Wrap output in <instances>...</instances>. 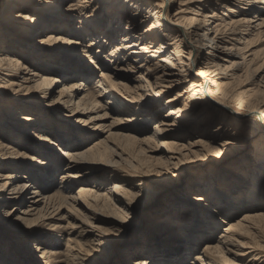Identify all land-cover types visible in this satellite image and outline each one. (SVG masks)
<instances>
[{
    "label": "bare ground",
    "instance_id": "obj_1",
    "mask_svg": "<svg viewBox=\"0 0 264 264\" xmlns=\"http://www.w3.org/2000/svg\"><path fill=\"white\" fill-rule=\"evenodd\" d=\"M67 2L0 0V118L14 121L12 126L3 125L11 136L0 135V169L10 170L0 173V208L29 203L20 212L26 215L24 221L57 220L58 228L76 238L69 240L68 264H87L98 256L97 248L110 244L105 233L91 232L97 228L98 214L106 209L126 214L137 188L156 195L148 182L105 177L100 164L123 166L131 175L149 163L166 166L161 177L180 168L181 174L171 178L176 181H167L160 194L183 183L187 168H194L198 173L181 186L173 212L161 205L154 209L157 218L168 222L164 228L153 222L150 228L158 235L160 227L170 231L166 237L156 234L151 251L161 259L157 264H184L186 253L197 251L203 240V252L190 264H259L264 251L247 240L248 235L261 238L264 178L254 175L245 195L240 174L246 172L251 145L253 158L264 157V66L249 84L240 73L243 66L253 67L259 60V54L248 48L250 38L264 42V0H77L70 6ZM42 32L47 37L39 39ZM37 56L58 63L33 62ZM59 84L62 89L55 96ZM175 90L179 91L165 100ZM59 109L95 114L89 121L103 134L79 148L94 138L92 130L69 125L57 115ZM105 119L113 120L109 131L98 123ZM121 125H127L125 131H116ZM58 137L64 138L60 155L65 162L54 156ZM33 157L37 163L27 166L24 162L35 161ZM187 158L193 159L183 163ZM210 166L209 181H193ZM59 170L64 171L62 193L38 187L54 186L53 174ZM218 178L225 185L217 188ZM75 186L76 192L69 193ZM29 188L33 192L27 200ZM66 205L71 209L64 214ZM242 210L246 212L235 220ZM177 211L181 217L173 219ZM189 213L194 218L186 222ZM221 219L226 226L215 241ZM175 225L180 227L172 232ZM92 234L97 240L89 243ZM8 244L0 247L5 257L11 255ZM83 244L97 247L84 249ZM60 254L45 248L42 256L51 262ZM248 255L249 260L244 257L240 262L239 257Z\"/></svg>",
    "mask_w": 264,
    "mask_h": 264
},
{
    "label": "rangeland",
    "instance_id": "obj_2",
    "mask_svg": "<svg viewBox=\"0 0 264 264\" xmlns=\"http://www.w3.org/2000/svg\"><path fill=\"white\" fill-rule=\"evenodd\" d=\"M75 4L77 3V0H68L67 2V6H70L71 4ZM260 7H262V5H260ZM174 12V11H173ZM26 12H23V14ZM30 13H28L29 15ZM251 16H254V14ZM152 19L149 20V22L147 23L146 26H144L143 30H146L148 28V26L151 24ZM74 26V25H73ZM77 26H79V23L77 24ZM37 37L40 38H46L47 34L46 33H41L39 34ZM250 40H252V44L249 46L248 49H252L253 52L259 54V60L258 62L253 65V67L250 66H243V72H241L240 74L243 75L242 77V81H244L245 83L249 84L251 79L253 78L254 74L256 73V70H258V68H260L261 66H264V42H262L260 39H256V38H250ZM264 40V39H263ZM169 42V41H168ZM88 42H85V44H87ZM243 46H241L240 48H242ZM206 52V51H205ZM244 51H242L243 54ZM206 55H203V58ZM64 57V56H63ZM61 57V58H63ZM67 58V57H66ZM49 59L47 58H43V59H39V56L36 57V60H34L33 62H41L42 64L50 62L52 64H57L58 62L55 60L50 59L49 61H47ZM155 61V60H154ZM204 61V60H203ZM90 61L87 60V63ZM263 64V65H262ZM38 66V65H37ZM70 66V65H69ZM99 71L97 70L96 76H99ZM96 76L94 77V82H96ZM249 88V87H247ZM62 89V84H59L55 87V96L58 94V92ZM181 90V88L179 89ZM179 90H175L172 93H170L165 100L172 98ZM16 91H18L16 89ZM57 92V93H56ZM183 100H181V104H182ZM156 110H159L160 107L158 106L157 108H155ZM74 109H70L67 112H64L63 110H57L56 112L57 115L62 116L60 117L61 119L65 118L64 120H66V122L71 125L74 126L77 130H84L86 128L91 129L92 131V135L91 137H94L93 139H91L90 141H88L86 144L80 146L79 148H84L89 146V144H91L99 135L100 133L103 134L102 130H98V129H94L95 124L94 123H90L89 118L93 117L95 114L90 115H80L79 113H74L73 112ZM167 110L165 109L161 114H166ZM104 112H102L101 114H103ZM2 111H0V116H2ZM48 119V117H47ZM6 119L0 118V135L4 136L5 138L11 136V132L7 133L8 131H6L5 126L3 127L4 124L8 125V126H12L11 124H13V120H8V123H5L3 121H5ZM113 122L112 119H105V121H99L98 123L101 125V123L105 124L107 126L106 131H109L108 129H111V123ZM54 121L51 120V124H53ZM87 123V124H86ZM48 124V122H47ZM46 124V129L50 128V125ZM56 124H59L58 122H56ZM125 126L127 125H121V127H119V129H117L116 131H125L122 128H125ZM154 124H150L149 128H153ZM192 127V126H191ZM5 131H4V130ZM17 131H19L18 133H20L21 129L17 128ZM101 131V132H100ZM105 131V132H106ZM49 132V131H46ZM99 132V133H98ZM193 134H196L192 131ZM107 135V134H106ZM64 136V134H63ZM96 136V137H95ZM200 136V133L199 135ZM194 138V137H193ZM59 139V143H57V147H56V153L54 154V156L57 158V161L60 159L62 160V162H65L66 159H64L62 157V155H60V153H62L61 149H63V142H64V138L63 137H58ZM3 143H10V141L4 139L2 140ZM24 142L28 143V144H32L31 141L24 139ZM115 143H122V145H126V141L123 140H114ZM254 144V142H253ZM18 149H22L20 146L17 147ZM61 151V152H60ZM254 147L253 145H251V148L247 151V155L251 157L248 158V162H247V167L245 169V173L244 174H240L242 176V178L240 179V181L242 183H244L243 185H245L244 187V194L246 195L248 192V189H250V187H252L251 185V181L253 182V178L254 175L255 176H262L264 178V157H261V155H257V158H253L252 154L254 155ZM66 153V152H64ZM28 156H34L36 159L40 160V158L37 156H35L34 154H28ZM33 157V158H34ZM23 158V157H22ZM34 158V159H35ZM116 158V157H115ZM259 158V159H258ZM263 158V159H262ZM31 160L33 162H28V161H23L25 164H27V166L36 164L37 160ZM193 158H187L183 160V163L186 162H190ZM70 160V158H69ZM217 161V160H215ZM262 161V163H261ZM22 165L21 168H24V166L26 165ZM100 163H97L96 165H99ZM101 170L105 172V177L110 178L111 176H115V175H119L121 177H123L126 182L128 183H132V184H136L138 183V179L148 182L153 190V193H156V195H152V192L149 193H140L135 189V191L133 190V192L136 194L135 196V200H133V205H132V209L130 210H126V214L123 213H119L116 211H112V210H104L102 212H100L98 214L99 216V220L98 221H94V226H96L97 228H95L96 230L91 229V232L94 233L96 235L99 236V233H105L107 235L108 240H106L107 242H110V244L107 245V247H103V249L101 250L100 248L96 250L97 255L95 259L90 260L87 264H143V262H147L150 264H157L160 263L161 259L158 258V256H156V253H153L151 250L153 249V245H155L156 242V234L157 236H164L165 234L170 233V231H164V227H166L165 223L168 221L161 220L162 218H157V214L155 213L154 209L156 207H158L159 205H161L162 209H169L170 212L172 211V204L174 203H178L177 201L179 200V191L181 186L183 185V183L187 180H191L192 179V174L194 173H198L196 170H194V168H187L186 172L183 174L182 180L183 183L176 184V187L170 188L169 191H167L166 193H158V191H161L164 189V186L167 185V181L171 180L173 182H175L176 180L171 179L174 175H176L177 177L181 174L182 170L179 168L177 171H174L173 175L170 176H166V177H161L160 171L162 170V168H165L166 166H161V167H156V165L149 163L147 166L143 167L144 169L139 170V171H135L136 173H133V175H131L130 173H127V169H124V167H114V166H108V165H99ZM212 166V165H211ZM211 166L208 167H204L206 169H204V172L202 175L199 176H193L195 177V179L193 181H199L198 183H204V180L209 179L208 178V174L210 173V169ZM194 170V171H193ZM10 170L9 169H0V173L2 174H6L8 173ZM64 173L63 170H59L57 172H55L53 174V185L54 186H50L51 183H46L44 184L43 181L39 180V179H35L33 177H30L32 181L36 182H42L44 185H38V187H43L45 188V191H51V192H61V187H60V182H61V178H62V174ZM207 173V174H206ZM42 177V176H40ZM249 177V178H248ZM24 181H27V179H23ZM249 180V181H248ZM209 181V180H207ZM92 182V181H91ZM217 182L220 183L218 187H222L223 185H225L219 178L217 179ZM264 182V181H262ZM261 182V184H262ZM17 183V182H16ZM15 183V184H16ZM250 185V186H249ZM50 186V187H49ZM264 185H262L263 187ZM35 188V186H34ZM78 188V186H75L74 188H72L70 191H68L69 193L73 194V192H76V189ZM106 188V186L102 187ZM201 191H197L196 195L200 194L198 192H202ZM225 190H222V192H224ZM32 188H29L28 192L26 193V197L27 200H30L28 198H30V196H32ZM177 192V193H176ZM62 193V192H61ZM139 193V195H138ZM243 194V195H244ZM169 195V196H168ZM244 195V196H245ZM165 197V198H164ZM29 203H26L25 205H18L17 207L13 208V207H8V208H0V239L1 242L0 243V247L2 245H4L5 243H9V248L11 250V255L10 257H5V255H2V252L0 254V264H22L21 263V258H25L26 260H28L30 263L32 264H68V246L71 245V243L69 242V240L76 242V238L74 235H70L68 233H66L64 230L58 228V223L57 220H51V221H47V220H41L38 223H28L27 221H24V218L26 215L20 213L21 211H24V209L26 208V206ZM159 208V207H158ZM68 209L70 210L71 207L70 205H66L65 209L63 210V213L65 214L66 211H68ZM80 210V208H78ZM244 209V208H243ZM246 210V209H245ZM245 210H242L241 212H239L236 216L235 220L240 219L243 214L246 212ZM196 210L193 209L192 213H194ZM180 211L174 212L172 213V218L173 219H177L180 218L181 215L179 214ZM192 213H189L190 215L187 218V221L192 220L194 217ZM175 216H174V215ZM192 214V215H191ZM126 215V216H124ZM180 216V217H179ZM221 218H227L226 215H222ZM219 220V228L217 229V231H215L214 234V238L215 241L218 240V238L220 237V234L222 233V231L224 230V227L226 226V224L222 223L223 221ZM160 223L162 225V227H160V231L161 234L158 235V232H155L154 228H150V224L152 223ZM185 222V223H186ZM172 223V222H171ZM182 225V224H181ZM175 228L172 229V232H174L175 230H177L180 225H175ZM147 229H150L149 232L146 231ZM260 229V237L255 236V235H248V237L250 239H248L247 241H250L253 244H256L258 246V248L262 249L264 251V223L262 222L259 226ZM254 233V232H252ZM170 235V234H169ZM167 235V237L169 236ZM166 237V236H164ZM170 237V236H169ZM173 236H171L170 239H172ZM96 239V237L94 236V234H92V236H89V243L93 242V240ZM35 240V241H34ZM97 240V239H96ZM104 240V239H102ZM166 240L168 242L167 239H163ZM173 240V239H172ZM32 242V244H30V242ZM152 241V242H151ZM205 243L206 241L203 240L199 245H198V249L197 251H191V252H187L186 253V259H185V263L186 264H190L191 261H194V258L196 257V255L200 252H203L204 248H205ZM53 244V245H52ZM74 244V243H72ZM87 244V243H86ZM83 244L85 246L84 249L86 248H95L96 249V245L89 246ZM97 244V243H94ZM137 245V246H135ZM53 246V247H51ZM153 246V247H152ZM38 247H41V249H37ZM160 247V246H159ZM45 248H55L56 251L61 252L60 255L54 256L53 257V261H49L48 257H43L42 254L44 253V249ZM158 248V247H157ZM28 253H27V252ZM91 251V250H90ZM26 252V253H25ZM84 252V251H83ZM99 252V253H98ZM90 253V252H89ZM96 254L93 253V255L91 257H94ZM264 255V254H263ZM245 257V260H249L251 258L250 255L248 256H241L239 257L240 262H242V258ZM247 257V258H246ZM231 259H233V256H230ZM244 261V260H243ZM263 264H264V258L262 259ZM261 261V262H262ZM259 262V264L261 263ZM184 263V264H185ZM262 264V263H261Z\"/></svg>",
    "mask_w": 264,
    "mask_h": 264
}]
</instances>
